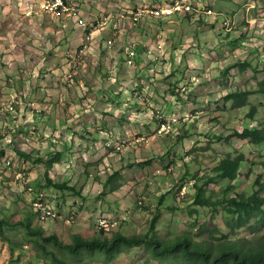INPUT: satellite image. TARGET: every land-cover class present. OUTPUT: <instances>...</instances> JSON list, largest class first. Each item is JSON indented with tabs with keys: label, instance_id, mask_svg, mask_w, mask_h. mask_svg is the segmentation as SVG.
I'll return each instance as SVG.
<instances>
[{
	"label": "rangeland",
	"instance_id": "rangeland-1",
	"mask_svg": "<svg viewBox=\"0 0 264 264\" xmlns=\"http://www.w3.org/2000/svg\"><path fill=\"white\" fill-rule=\"evenodd\" d=\"M66 1L77 16L55 14L51 0H0V218L11 222L0 235V264H51L37 257L17 223L29 214L32 226L63 242L95 236L103 221L106 232L146 234L154 216L164 239L195 234L196 224L208 221L218 235L258 237L246 227L229 232L220 206L192 201L195 185L215 176L227 155L244 154L240 175L208 183L212 199L231 183L252 192L264 170V143L228 136L264 127V93L227 99L264 79V0ZM176 1L201 11L130 18ZM129 43L137 53L132 65L124 57ZM55 153L59 162L47 175L73 191L46 184L44 164ZM35 201L57 218L38 221ZM67 261L158 264L143 247L110 263Z\"/></svg>",
	"mask_w": 264,
	"mask_h": 264
},
{
	"label": "trees",
	"instance_id": "trees-1",
	"mask_svg": "<svg viewBox=\"0 0 264 264\" xmlns=\"http://www.w3.org/2000/svg\"><path fill=\"white\" fill-rule=\"evenodd\" d=\"M256 92L264 93V79L258 83L256 89H237L229 93L227 99L232 98L236 103L244 102L249 94ZM256 112L255 107L250 108L245 116L254 120ZM228 136L246 139L252 144H260L264 143V127L258 123V126L254 128L250 126L235 128ZM18 153L30 159V156L24 152L18 151ZM59 159L60 154L55 153L45 162L46 184L58 190L73 191V186L55 184L47 175ZM244 160L243 153L235 157L227 155L221 158L213 168L215 176H209L205 183L195 185L192 203L195 207H207L213 210L220 206L223 211V222L229 232L234 233L246 227L252 234L259 233L258 237H228L224 233L218 235L217 225L213 221H208L200 225L196 224L195 234L183 233L172 239H164L157 233L158 216H154L146 234L126 236L120 231L106 232L104 227H99L100 230L95 236L86 237L78 233L72 235L71 242H63L55 232L46 233L41 226H32L30 214L19 219L17 223L24 228L29 242L37 252V257L48 260L51 264H70L67 261L70 257L75 260L89 258L110 263L120 254L135 247H143L149 260L158 264H264V170L257 173L254 189L250 193L235 190V185L232 183L224 189L222 197L218 199H212L210 195H206L205 190L206 185L214 181L216 177L235 181L240 175ZM110 179L111 177L107 181L110 182ZM35 212L38 221H41L37 210ZM189 212L191 215L196 210L191 208ZM10 223L8 219L0 218L2 237H4L3 227ZM5 239L10 245L12 244L10 239L6 237Z\"/></svg>",
	"mask_w": 264,
	"mask_h": 264
},
{
	"label": "built area",
	"instance_id": "built-area-1",
	"mask_svg": "<svg viewBox=\"0 0 264 264\" xmlns=\"http://www.w3.org/2000/svg\"><path fill=\"white\" fill-rule=\"evenodd\" d=\"M51 9L53 10V12L55 14H65V13H69L72 16H77V12L78 9L72 5V4H68L66 0H51V5H50ZM184 11V12H188V11H192V12H200L201 9H196L195 7H192L191 4H183L180 3L179 1L173 2L172 4L169 5H164L161 7H152V8H148V9H138L136 11H134L133 13H131V20L133 21V23H136L138 21L141 20L142 17L146 16H153V17H158V16H169L173 13H175L176 11ZM207 13H212L211 9H208L206 11ZM90 36L89 35H85L84 39H83V43H84V47L86 46V43L89 41ZM160 45H158L159 47ZM148 52H151L150 50ZM136 50H135V46H133V44L129 43L127 45L124 46V57L126 60V63L129 65H132L134 63L135 60V56H136ZM154 59H157V55H153ZM183 89H185V87H183ZM14 107L11 106V110H13ZM165 128V126H164ZM162 131V130H161ZM10 162L8 161V164ZM37 200H40V198H38ZM34 209L37 210L38 214H39V219L41 221L46 220L47 218H56L57 216L52 213L50 210H47L46 208H44L42 206V204L38 201H35L33 203ZM66 223H70L69 218H66L65 220ZM99 226L101 227H107L108 225L106 224V221L100 222Z\"/></svg>",
	"mask_w": 264,
	"mask_h": 264
}]
</instances>
